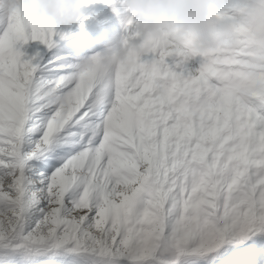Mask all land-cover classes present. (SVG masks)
Returning <instances> with one entry per match:
<instances>
[{
  "label": "snow or ice",
  "instance_id": "snow-or-ice-1",
  "mask_svg": "<svg viewBox=\"0 0 264 264\" xmlns=\"http://www.w3.org/2000/svg\"><path fill=\"white\" fill-rule=\"evenodd\" d=\"M251 2L214 10L230 43L162 32L151 58L112 64L76 50V32L0 11V264H264Z\"/></svg>",
  "mask_w": 264,
  "mask_h": 264
},
{
  "label": "clouds",
  "instance_id": "clouds-1",
  "mask_svg": "<svg viewBox=\"0 0 264 264\" xmlns=\"http://www.w3.org/2000/svg\"><path fill=\"white\" fill-rule=\"evenodd\" d=\"M227 0H113L119 4L122 23L129 19L135 23L137 40L120 34L112 27L103 28L98 42L103 47L95 54L104 64L124 59L130 51L144 54L148 42L167 32L181 41L190 38L200 48H215L235 39L233 23L215 14L216 9L225 6ZM86 0H0V11L7 14L18 10L24 16L55 26L79 23L86 15ZM251 8L259 19H264V2L252 0ZM114 11L117 9L114 7ZM248 57L250 64L264 65V33L257 35V43Z\"/></svg>",
  "mask_w": 264,
  "mask_h": 264
},
{
  "label": "rangeland",
  "instance_id": "rangeland-1",
  "mask_svg": "<svg viewBox=\"0 0 264 264\" xmlns=\"http://www.w3.org/2000/svg\"><path fill=\"white\" fill-rule=\"evenodd\" d=\"M106 6H108L107 4L103 3V0H94L93 3H90L88 5V7L85 8V13L88 15V19L85 21V24H87L90 20V12H95L101 9H104ZM89 11V13L87 12ZM59 31H65V25L60 26V28L58 29ZM71 30L73 32L78 33L77 38L75 39L74 42V48L76 50H78L82 55L84 56H90L95 54L97 51H99L101 48H95L92 46H84V43L82 45V42H84L85 40H87L89 38V35L91 33H94L93 28H91L90 26L84 28V30H81L79 28V23H73L68 25V29H66V31ZM124 34L125 35H130L131 33L135 32V23H133L130 26H125L124 27ZM131 39L133 40H137L138 37H132ZM84 40V41H83ZM29 48L28 45L24 46V50L27 51ZM154 54L152 53H146V54H142V58H151ZM174 57H169L167 58V61L169 64H172L174 61ZM203 57L200 56L199 54H197L196 56H193L192 58L189 59V61H187L186 65L189 69L195 70L196 68L199 67L200 63L203 61ZM192 65V66H191Z\"/></svg>",
  "mask_w": 264,
  "mask_h": 264
},
{
  "label": "bare ground",
  "instance_id": "bare-ground-1",
  "mask_svg": "<svg viewBox=\"0 0 264 264\" xmlns=\"http://www.w3.org/2000/svg\"><path fill=\"white\" fill-rule=\"evenodd\" d=\"M114 7L117 9V11H114ZM87 12L89 13V11ZM89 15H90V20L87 24H85L84 28L90 26L91 28H93L94 33H91L87 40L85 41L83 40L84 42H82V45L84 43V46L102 48L103 44L101 42H98L97 38L100 35L102 29L106 27H112L116 29L118 33L124 34L123 30L126 25L122 23V19H121L122 13L119 12L118 3H115L114 5H108L104 9L95 12H90ZM66 29H68V25H65V31Z\"/></svg>",
  "mask_w": 264,
  "mask_h": 264
}]
</instances>
